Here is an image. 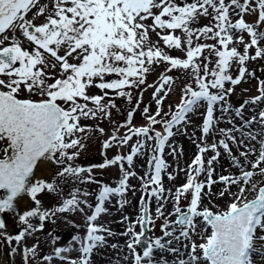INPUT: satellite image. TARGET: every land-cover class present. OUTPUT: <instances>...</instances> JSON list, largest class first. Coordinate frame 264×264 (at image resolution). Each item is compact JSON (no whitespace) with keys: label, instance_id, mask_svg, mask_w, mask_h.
I'll use <instances>...</instances> for the list:
<instances>
[{"label":"snow or ice","instance_id":"6c2138e0","mask_svg":"<svg viewBox=\"0 0 264 264\" xmlns=\"http://www.w3.org/2000/svg\"><path fill=\"white\" fill-rule=\"evenodd\" d=\"M246 14L254 19L246 20ZM201 16L208 21L202 26L197 25ZM200 38L213 43H200ZM160 41L181 55H171ZM257 58L264 59V0H0V229L6 228L2 214L15 210L14 198L21 193L31 198L18 214L23 227L11 235L0 232L9 242V255L21 254L23 264H51L53 257L94 264L92 256L105 246L120 248L106 238L116 233L96 221L112 197L121 208L128 203L129 180L137 177L135 157L144 156L137 218L121 215L119 221L126 224L120 234L128 237V254L121 257L125 264H264V107H259L264 80H258L256 94L231 103L236 86L255 78L247 62ZM155 67L162 70L149 83ZM173 71L183 72L187 81L177 102L166 109L164 101L177 79ZM147 88L153 89L155 107L143 104L141 110ZM133 89L139 92L134 105ZM116 98L129 102L119 123L112 119V110L119 111ZM245 109L254 114L246 118ZM138 110L144 122L134 124ZM193 116L200 121L195 154L185 169L177 168L185 171L184 182L166 189L163 174L169 181L174 174L165 150L175 156V137L195 136L188 132ZM105 119L111 122L107 133L100 127ZM88 120L94 123L82 122ZM222 121L231 126L219 127ZM89 133L106 137L101 148L116 145V153L109 158L102 151L100 162L79 163ZM121 146L127 151L121 153ZM221 156L237 171L221 166L228 174L216 175ZM108 167L119 168L114 186L95 176L94 170ZM68 181L73 183L65 193ZM82 183L97 189H81ZM217 183L222 187L213 191ZM46 193L58 197L47 207L38 198ZM153 198L154 209L149 206ZM216 200L224 203L213 210ZM168 203L172 207L165 215ZM75 212L85 217L84 232L72 234L66 246L44 254L38 243L23 245L26 236L44 228V221L55 223L58 214ZM156 219L162 220L161 235L145 236ZM141 243L145 246L138 251ZM73 250L77 257L64 255Z\"/></svg>","mask_w":264,"mask_h":264},{"label":"rangeland","instance_id":"374dc122","mask_svg":"<svg viewBox=\"0 0 264 264\" xmlns=\"http://www.w3.org/2000/svg\"><path fill=\"white\" fill-rule=\"evenodd\" d=\"M177 2L179 3L180 0H177ZM225 2H227V0H225ZM237 10L239 9H235V12H238ZM247 15H245V19H247ZM233 19L236 18L235 15L232 16ZM254 19V16L252 15V20ZM207 18L201 16L197 22V25H203L205 23H207ZM150 23V21H149ZM197 25H193L194 27ZM177 34H180L179 30L177 31ZM246 35V34H245ZM150 36L152 38V40H157L158 37L156 36L155 33H150ZM247 38V37H246ZM195 39V38H194ZM200 43H213L212 40H204L203 38L199 39ZM160 45L161 47H164L165 51H168L171 55H181V53L175 49H167L166 46L163 45V42L160 41ZM27 47V45H25ZM253 50H250V54ZM204 55H208V52L205 51ZM253 60H249L247 62V67L249 69V71H254L255 73V78L253 77H247L249 79V83L253 82L252 86H251V91H255L256 92V87H254V83L257 84L256 80H264V70L260 72L258 67H252L250 68L251 62ZM162 70L161 67H155L153 69V71L151 72V74H149L147 76V80L149 83H153L157 77L159 72ZM237 70L236 68H233L232 73L235 74ZM172 76L176 77V81L175 83L171 84V92L170 94L167 96V98L164 101V106L167 109L169 103L175 104V102H177L179 96H180V90L181 87L183 86V84L187 81V77L183 74V72H177V71H173L171 73ZM107 79H112L115 78L114 75H108L106 76ZM256 81V82H255ZM230 85H228L226 83L225 87H228ZM239 86H236V88L239 89ZM256 86V85H255ZM179 90V91H177ZM243 89H239V91H241ZM92 92H97L98 90L96 88H92L91 89ZM153 91L152 88H147L144 90L143 92V103L140 106V109L142 110L143 108V104H151L152 108L154 109L155 105L154 102L151 101V92ZM244 91V90H243ZM133 93V105L135 104V98L136 96L139 95V92L136 89L132 90ZM249 96V94L246 96L244 95L243 97H245V99ZM241 96H238L237 100H231V103L235 106L238 105L239 103H241ZM115 103L117 104V107L119 108V111L113 109L112 110V119L115 120L117 123H119L121 120H123L126 116V112L129 108V102L127 100V98H116L115 99ZM259 107H264V104H261ZM234 115V114H233ZM83 123H89V124H93L94 122L92 120H88V121H82ZM144 122V119L141 115V112L138 110L135 114H134V119H133V123L134 124H141ZM200 122V121H199ZM110 121L105 119L100 121V127L105 128L106 133L110 131ZM222 125H229L227 123H224L223 121L221 122ZM231 126V125H229ZM159 127V126H158ZM124 129L121 128L119 130V134H123ZM90 135V139L86 142V149L84 151H82L81 156L78 159L79 163H82L84 165H87L89 163H98L100 162L103 157L101 156V152L102 151H106L107 156L110 158L112 155H114L117 151V147L116 145H113L112 148L107 149V150H103L101 148V142L104 138L106 137H100L98 134H92L89 133ZM135 137L132 138V140L135 141ZM172 141H170L171 143ZM119 151L122 152H126L127 149H125L123 146H121L119 148ZM112 168L114 167H109L107 168L105 171L100 170V169H96L95 171V176L96 179L99 181H102L104 183H109L110 185L113 186L114 182L116 180L119 179V175L120 172H116L113 173ZM72 181H68L67 184L64 186V191L65 193H67L70 190V187L72 185ZM81 189H87L89 192H94L97 189L96 184H91V183H82L80 185H78ZM38 198L42 200L43 205L45 207L47 206H51L52 203H54L58 197H56L54 194L51 193H46L44 195H40L38 194ZM89 201L91 203H94V196H89ZM186 201L184 199H181L180 204L183 207L185 205ZM85 211H88V209L86 208ZM7 223L11 222V217H9V214H5L4 215ZM53 219H57L58 221L64 222L65 225H61L58 227L57 226V237H59V239H54V233L52 232L51 228H50V223L51 220H46L44 221V228L40 231H37L35 233H33L31 236H26L23 240V245H32L33 243H38V247L40 249V251L44 254H49L51 253L52 249L54 247H64L67 245V243L70 240V237L72 234H76V233H80L81 235H83L84 232V226H85V217L83 214H81L80 212H75V213H67V214H58L56 217H54ZM68 221H73L75 225H79V228H76L74 226V224L68 223ZM31 223H33L34 225L36 223H38V218H34L32 220H30ZM160 220H156L155 223L156 225H160ZM9 224V223H8ZM23 227V225L18 221V227L15 230V233L18 232V230ZM138 226V225H137ZM12 229V228H11ZM13 230V229H12ZM11 230V231H12ZM11 235V233L9 234ZM127 236H125L126 238ZM22 245V246H23ZM11 246L15 247L16 246V242L12 241L11 242ZM21 246V247H22ZM138 251H141L139 249V247L137 248ZM4 255V257L7 258V262L5 261L4 264H23V259L21 254L17 253L16 255H9V242L6 240L5 237H1L0 236V256ZM66 255V254H64ZM57 259V260H54ZM59 261V262H58ZM67 264L66 261H61L58 258H52L51 260V264Z\"/></svg>","mask_w":264,"mask_h":264},{"label":"bare ground","instance_id":"6f19581e","mask_svg":"<svg viewBox=\"0 0 264 264\" xmlns=\"http://www.w3.org/2000/svg\"><path fill=\"white\" fill-rule=\"evenodd\" d=\"M246 20L252 21L251 16L248 15ZM236 67L237 66L235 64H233L231 70H233V68H236ZM252 67H258L260 72L263 71L264 70V59L257 58L256 60L252 61L250 68H252ZM256 81L258 83V80H256ZM252 84H253V82L249 83V79L245 78V80L239 84L240 85L239 89H243V90L248 89V91L247 92H245L243 90L239 91L238 88H235V92L232 94L231 100H234V99L237 100L238 96H241L242 98L240 101H243L245 99V97H243L244 95L247 96L249 94V96H250V95L256 94V92L254 90L251 91ZM255 85H257V84L254 83V87H255ZM179 90H177V91H179ZM253 114L254 113H252L248 109L244 110V115L246 118L248 116L253 115ZM236 122L239 123V120L237 119ZM198 123H199V120L197 119V117L193 116L192 117V125L188 129V132L190 134L193 131H195L194 137L189 138V135H187V134H181V135H177L175 137L176 152H177V154L175 156L171 154V149L165 150V160L170 164V168L168 169V171H171L174 174V178L171 181H169L166 172L163 174L162 178H163L164 186L166 189L169 187L174 189L175 186H178L179 184L184 182V180L186 178L185 177V171L177 172V168L185 169L186 165L190 162L191 158L195 154L196 146L193 143V141L196 139V137L200 136L199 130L196 129V125ZM219 127L227 128L230 126L229 125L227 126L226 124L222 125L220 123ZM218 138L219 137L217 134V139ZM208 139H209V141H211L212 137H209ZM170 141H169V143H170ZM133 142H135V141L133 140ZM181 145H182V154H181V149H180ZM233 151L235 153V151H236L235 148L233 149ZM122 153H124V152H122ZM208 155H211V153L209 152ZM142 165H143V167H142ZM221 166H223L225 169H228L230 172H233V173L237 171L235 168H229V161L224 156L220 157V165H218L215 168V173H216V175L228 174L227 172L221 171ZM133 168L137 172V177L130 178V180H129L131 187L128 189V191L124 197V199H126L128 201V203L125 204L121 208L118 204H116L117 197H112L111 202L107 204L108 211L106 213L101 214L96 221V223L104 224L106 227L110 228L113 232L116 233V235H114L112 237H106L108 240V244L110 245V244L115 243V244H119L121 247L113 250L110 247L105 246V248L97 251L92 256L94 264H109V262H111V264H125V262L121 259V257L128 254V250L125 247L128 237L125 238L124 235L120 234L121 232L124 231L126 224L120 223L119 221H120L121 215H128L132 219L137 218V213H138V209H139V197H140L141 191H142V189L140 187L141 181H140L139 177H140V175L143 174V171L146 170V168H147L146 157H144V156L135 157V164H134ZM106 169H104L103 171H105ZM112 170H113V173H116L119 171V168L114 167V168H112ZM216 175L213 176V179H216ZM33 179H35V177H33ZM200 179L201 180L205 179V176L201 175ZM260 179H261V177H259V176L254 177V180H260ZM114 184H115V182H114ZM114 184H113V186H114ZM221 187H222V185L220 183H217V184L213 185V191H215L216 189L221 188ZM133 189H134V192H133ZM233 190H235V189H233ZM145 198L148 199L147 196ZM15 199H16V200H14L15 210L9 211V213L13 216V219H15V217L18 218V214H20L24 210H27V205L29 204L31 198L28 197L26 193H21V195L17 196ZM204 203L209 204V201L205 200ZM223 203H224V201H222V200H216L210 206H213V210H215V207H214L215 204H219L222 207ZM149 206L153 209L155 208L156 201L154 198L149 201ZM171 207H172V205L170 203H168L167 207L165 209V215H167V212L171 210ZM168 218L174 219V217H168ZM158 220L161 221L160 222V224H161L162 220L161 219H158ZM60 224L65 225L64 222L58 221L57 219H55V223L52 222L49 224L55 237H57V231H56L57 226L59 227ZM10 228H11V226L7 225L6 229H4L3 232H5L6 234H10L11 232L13 233L14 230L10 231ZM135 230L137 232L140 230L139 225L135 226ZM0 232H2V231H0ZM153 235H155V236L161 235V232L159 230V225L157 226L156 223H155V227L152 228V230L150 232L147 230L145 232V236H153ZM37 243H39V242H37ZM143 246H145V245H143V243H141V245H139L138 247L140 250H142ZM65 254L72 257V258H75L78 255V251L73 250V251H71L69 253H65ZM54 258H56V257H54ZM169 259H170V257H169ZM54 260H57V259H54ZM5 261L7 262V258L4 257V255L0 256V264H4ZM59 264H61V263H59Z\"/></svg>","mask_w":264,"mask_h":264}]
</instances>
